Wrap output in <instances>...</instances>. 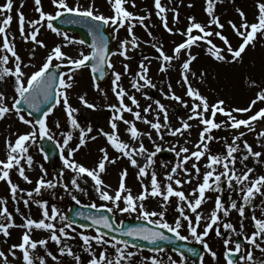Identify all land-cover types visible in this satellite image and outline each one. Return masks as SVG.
I'll return each mask as SVG.
<instances>
[{
	"label": "snow or ice",
	"instance_id": "obj_1",
	"mask_svg": "<svg viewBox=\"0 0 264 264\" xmlns=\"http://www.w3.org/2000/svg\"><path fill=\"white\" fill-rule=\"evenodd\" d=\"M109 2L112 3L114 9V15L111 16L98 14L94 3L88 6H82L79 3H70L69 0H51V4L56 9L55 13L52 14L43 10L42 0H34L35 11L39 14L38 19L27 20L23 11L20 10L24 4V0H21L17 15L20 36L25 42L31 41L36 45L45 47L43 41L38 39V35L43 23L46 22L48 29L57 35L63 36L64 46L74 43L84 45V40L76 41L67 33H61L54 26L53 21L58 18H63L64 14H69L70 17H74L64 21L66 23L83 22L87 24L88 33L92 37L91 44L88 45L90 49L88 53L80 51L78 58H73L62 51L61 44H57L50 50L46 59L38 68L31 63H24L16 51L15 38H10L7 34L6 29L10 27L13 20L11 12L14 0H6L3 5H0V15L3 16L2 20H0V36L3 37V42L0 44V53H3L0 54V81L4 80L6 76L14 77L13 87L15 93L12 97L13 102L9 105L7 103L8 97L3 92H0V119H4L7 114L11 113L24 125L30 126V130L19 134L14 143H7L8 151L6 159L0 160V181H6L8 183L11 198L14 201L22 199L25 207H28L30 203H36L41 209L42 216V218L37 220L21 213L20 209L17 208L16 212L20 213L23 217V223L16 225L13 214L6 206L7 201L0 198V217L3 218L0 221V233L5 237H9V230L12 227L25 229L22 233L21 242L13 244L9 251L15 256L16 253L14 250L19 249L22 253L23 264H34L37 246L45 247L50 239L59 246L60 254L63 255L66 253L69 256H73L75 264H82L81 257L74 254L72 248L66 243L67 240H73L78 235L82 241L83 250L89 253L91 257L87 264H129L131 258L136 255L135 252L128 250L130 243L134 248L140 247L132 243L134 240L147 241L148 244L156 246L150 249L151 251L160 252L162 249L158 246V241H169L173 238L179 241H186L191 238L194 242L201 244L203 251L209 253L212 259L216 260L218 264V253L211 248L205 239L209 236L210 230L216 226L215 235L223 241V257L226 264H241V262L242 264H264V260L254 262L253 251L249 249L244 252L242 244L232 239L233 234L242 236L249 245L264 253V247H262L264 245V219L257 218L254 214L252 215L255 230L250 235L245 234L243 219L241 220L239 231L226 219L233 210L237 211L241 218H245L246 209L254 207L253 201L257 194L264 195V175L253 177L251 174L254 173L255 169L244 164L249 157L256 158L258 163H264V153L255 151L247 140H243L242 148L245 152L240 155L239 163L244 165V167L239 171L236 168L237 155H235L241 151V144L238 142H241L242 137L246 134L243 131H239L241 126L247 128L248 131H254V122L264 120V108L259 109L247 119L238 118L233 114L247 113L251 111L252 106L257 101L264 102V89L257 92L255 99L251 101L247 108L226 110L223 107L225 103L223 100H218L216 103L210 105L207 97L202 95L198 89L193 88L189 79V74L196 76V73L192 72L190 68L191 63L196 59V56L191 52V48L199 41H203L208 45L209 54L217 61H225L227 58L223 54L224 50L217 46L211 39L213 36L218 37L227 46L226 50L231 54L232 61L241 58L246 48L257 39V34L264 33V2L258 4L256 22L249 23L245 17V13L241 9H237L241 17V23L239 25L232 20L228 21L232 29L242 39V42L237 48H233L229 39L223 35L222 31L211 30L212 25H215L221 30L224 27L220 22L219 16L215 14V4L218 0H206L205 11L210 17L207 25L196 22L193 16L188 17L189 23L187 29L181 32V35L185 36L186 39L174 47L173 55H168L163 50V45L159 43L151 44V47L159 54L156 58L161 61L159 68L161 72L167 71L168 66L173 60L180 59L182 52L186 54V58L180 65L181 80L178 83H181L182 86H187L186 95L193 100L191 107H189L187 101L183 100L181 96L173 91L171 84L167 86V93H163V89H161V92L169 99H173L185 108H189L191 114L187 119L181 118L180 126L178 127H173L170 124L168 110L160 100L153 101L155 108H153V104H148L141 109L140 102L136 96L129 94L121 85L122 76L130 74V66L125 63L123 64V73L116 71L111 57L119 55L124 57L125 60L130 59L128 56L129 47L135 49L139 46L138 37L133 32L136 26L135 22H138L147 29L144 21L149 17L136 16L134 13L126 10L122 6L126 3V0H114V3L112 0H109ZM132 3L133 7H135V0H132ZM191 6L190 4L189 7ZM154 7L157 10L156 16L160 18L163 27L169 33H173L174 30L172 27H169L166 16V12L169 9L162 4L161 0H154ZM170 10L174 13L173 21L178 22V11L175 8ZM25 25H27V30ZM113 25L117 26L113 29L114 33H118L120 27L127 25L128 35L131 39L121 40L118 35L111 36V39L117 42V49L116 51L110 52L108 45L109 37L105 35L102 26L112 27ZM194 30H198L199 34L194 35ZM149 35H151L150 31ZM7 53H10L11 57L14 58V69L6 66L10 60ZM32 55H34V50ZM149 63L150 58L145 56L139 63V70L131 80V87L137 92H141L144 88H156V84L153 83L149 76ZM62 65L67 66V72L63 70L56 71L57 69H61ZM85 67L90 68L91 73L98 74L100 79L104 78L106 72H111V91L114 93L118 103L107 105L112 110V116L109 120L111 131H106L101 128L99 129V134L106 137L108 144L120 156L126 157L132 167L138 169V178L149 175V168L154 164L153 158L157 153L162 151V148L160 144L156 143L152 132L141 131L137 128L135 121H142L148 125L154 130L156 137L160 141L165 139V131L173 137L183 135L185 131L192 127L189 121L193 119H198L200 125H203L202 130L199 132V140L194 144V150L187 146H179L178 150L176 145L170 147L169 150L175 152L177 163L171 167L170 171L164 174L166 183L161 182L158 179L156 171L152 170L150 173V188L142 183V191L137 195H133L131 190L126 187L125 178L127 176V169H124L120 173L118 189L110 192V186L105 184L100 174L105 172L106 162L116 163V159L119 157L110 159L107 149L101 148L102 158L99 160L98 165L92 169L78 163L74 159V154L86 143L87 135L93 131L90 125L86 128L81 127L74 115L78 109L70 104L68 95V90L72 89L75 83V72ZM27 68H34L35 70L28 73L24 71ZM201 76H203V73H201ZM96 80L97 76L93 75L94 87L98 91L103 92L104 90L100 88ZM145 97L151 99L146 93ZM79 99L86 107L90 109L95 108V105L88 102L84 95H80ZM126 99L131 102V106L126 103ZM21 104L25 105L26 109H22L20 107ZM41 105H47L46 109L42 110ZM60 105H62L64 112L67 114V123L72 129L79 130V142L75 147L70 145V141L73 139L72 132H61V143L60 141H55V134L48 126L47 118ZM26 110L30 111H27V114H25ZM125 112L130 113L133 120L126 119L123 115ZM152 112H155V118L150 120L148 119V114ZM218 112L227 117V119L216 122L215 117ZM33 113H41V115L38 118H33ZM121 122L126 126L124 129L125 133L129 135L131 141L137 142V145H131L121 138L119 129ZM55 126L57 129L61 128L59 120L55 121ZM222 127L234 130L235 134L232 136L231 143L225 141L226 153L211 154L209 144L214 139H217L211 133L214 129H220ZM143 137H147L152 141L154 150L150 151L145 146ZM38 138L40 140L47 139L48 141H55V147L59 149V158L62 161L63 168L58 178L46 179L48 175L47 171L41 165L40 170L42 175L35 181V187L32 190H25L20 188L18 184L12 182L10 179V171L15 168L18 171V175L25 182L29 184L33 183L29 175L26 174L22 162H25L28 168L33 166V156L29 154L28 142L36 143ZM90 138L93 140L96 139L95 136ZM261 138H264V130H261L257 135L258 140ZM188 142V140H185V145ZM40 150L43 151L42 148ZM140 156L145 158L143 165L137 159ZM204 157H206V162L202 172L200 161ZM45 159H48L47 154H45ZM193 159L194 162L191 164V169H189L187 164ZM65 169L71 170L74 173L71 177L70 184L64 182ZM193 170L198 183L186 195L185 191L180 190L177 186L190 183L193 178ZM177 173H182L183 175H177ZM87 178H90L93 182L94 191L99 200L105 202L98 205L95 201H92L89 204L83 205L84 208L95 209V213L90 211L75 212L76 217L81 218L83 221H90V223H77L76 220L69 219L66 215L60 213L55 205H52L49 209L48 201L44 200L41 196L43 190H51L59 186L71 197V200L75 201L77 205H81V200L77 197L76 193L79 192L86 196L89 195L86 189L81 187L79 182L81 180L87 182ZM225 184L233 192H239L242 202L238 203L236 199H230V203L226 206L221 197L217 195L214 201V207L209 213L198 211L206 199H211L210 197H206V192L213 191L219 193L223 190ZM18 193H25L27 198L23 196L18 197ZM34 196H40L41 199L34 200ZM150 197L161 198L159 210H148L144 202ZM172 197L177 199V203L173 205L177 214L170 222L167 219V211L171 204L170 198ZM101 209H105L108 213H111V219L108 215L102 214ZM116 213H127L129 215L136 213V219L146 221L147 224H140L134 227H122V221L120 223L116 222ZM262 216H264V212H262ZM57 220L59 221V226L56 223ZM220 225H222L224 231L221 230ZM201 227L202 231L200 230ZM77 228L85 230L92 229L95 234H86L84 231L77 232ZM101 228L108 231H101ZM33 229L45 230L50 235L47 239L35 240L31 235ZM165 230L167 233H171L172 236L166 235ZM182 230H186L188 235H183ZM109 232H119L120 236L132 239H118L116 235L109 236ZM94 245L103 249L99 252L98 256ZM109 247L115 250L114 258H110L107 255ZM188 252L197 255L201 260V264H203L204 257L197 249L189 248ZM47 255L51 256L53 260H57V257L51 251ZM0 257H3L5 264H8L4 251H0ZM39 261L40 264H45L43 257H39ZM148 261L151 264H163V261L156 256L143 258V264H148ZM168 264H186V261L183 254H181L179 260L169 256Z\"/></svg>",
	"mask_w": 264,
	"mask_h": 264
},
{
	"label": "rangeland",
	"instance_id": "obj_2",
	"mask_svg": "<svg viewBox=\"0 0 264 264\" xmlns=\"http://www.w3.org/2000/svg\"><path fill=\"white\" fill-rule=\"evenodd\" d=\"M69 0L70 3H79L82 6H88L89 4L94 3L96 6V10L98 14H103L105 16L114 15V9L109 0ZM114 2V1H112ZM146 2H150L145 5ZM162 4L167 9L175 8L179 13L178 22H180L177 26L172 24V15L169 16L167 11V20L169 27L173 28V33H169L166 29L159 28V26H155L153 28H149L151 24L157 25L160 20L159 17L156 16V9L154 7V0H135V7H133L132 0H126V3L131 8L138 10L140 16L149 17L145 21V25H147V29L140 25L138 22L133 29L134 34L138 37L139 46L135 49L129 47L128 56L130 59L125 60L124 57L119 55L112 56L111 60L114 65L116 71L121 73L124 72L123 64L127 63L130 66V74H125L122 76L121 85L127 90L129 94L135 95L136 98L140 102V107L143 109L148 104H153L154 100H160L161 103L165 104L168 115L169 122L173 127L180 126L181 118L187 119V117L191 114L189 108H185L179 102L169 99L163 93L168 92V84L172 85L173 91L182 97L183 100L187 101L189 107L193 103L191 97L186 95L187 86H182L178 81L181 80V69L180 65L183 63V60L186 58V54L182 52L180 59L173 60L172 63L168 66V70L165 72H161L159 70L161 61L156 57L159 55L156 50L151 47L152 43H159L163 45V50L168 55H173V47L174 44L179 42L180 40L183 42L186 37L181 35L182 31H186L188 26V17H195L196 22L207 25L210 17L205 11L206 8V0H161ZM264 2V0H218L215 4V14L219 16L220 22L224 25L223 29H218L215 25L211 26L212 31H222L223 35H225L233 48H237L240 44V39L236 32L229 25L228 21L232 20L234 23L239 25L241 23V17L237 12V9H241L245 13V17L249 23L256 22V17L258 15V4ZM20 3L13 5V9L11 15L13 16V20L9 28L6 29L9 37L15 38V48L17 53L21 56L24 63H31L35 65L37 68L42 65L43 61L46 59L47 54L50 50L57 44H61L62 51L66 54L72 56L73 58H78V53L83 51L84 53H88L89 50L81 46L78 43L70 44L64 46L65 42L63 41L62 35H57L53 33L50 29L47 28L46 22L43 23L41 27L40 33L38 35V39L43 41L45 47H41L39 45L34 44L31 41L25 42L20 36V28H19V19L17 15V10L20 9ZM123 4V5H124ZM192 5L189 7V5ZM0 5H3L2 0H0ZM98 5V6H97ZM122 5V6H123ZM43 10L48 13H55V7L51 4V0L42 1ZM147 6V7H146ZM23 11L25 18L27 20L38 19L39 14L35 11V3L24 2L23 8L20 9ZM138 15V16H139ZM3 16L0 15V20H2ZM151 19L152 22L148 24V21ZM27 26V25H26ZM27 30V27H26ZM149 31L151 35H149ZM177 31V32H176ZM176 32V33H175ZM193 34H199L198 30H194ZM74 40L78 41L76 37L71 34H68ZM113 35H118L121 40L131 39L128 35L127 25L121 28L118 33H113ZM177 35V36H174ZM161 36V37H160ZM215 39V44L223 49V54L226 56L225 61H217L215 60L208 52V45L203 41L197 42L196 45H193L191 48V52L196 56V59L191 63L190 68L192 72L196 73V76H191L189 74L190 83L193 88L198 89L202 95L207 97L208 103H216L218 100H223L225 103L223 107L226 110H230L233 108H247L251 101L255 99L256 94L261 89H264V33H258L257 39L253 44L249 45L245 52L242 53L241 58L236 61H232L231 54L227 52L226 45L219 43L218 37H211L213 40ZM222 41V40H221ZM3 42V37L0 36V44ZM214 42V40H213ZM112 49L116 51L117 42L112 39ZM34 50V55L32 52ZM209 54V55H206ZM3 54V53H0ZM10 57L9 64L7 67L14 69V58L11 57L10 53H7ZM150 58L149 66V76L152 79L153 83L156 84V88H144L141 92L135 91L131 87V80L134 74L139 70L138 66L140 61L145 57ZM55 63V61H54ZM147 63V62H146ZM66 64V62H65ZM35 70L34 68L24 69L25 72L30 73ZM61 70L67 72L68 68L65 65L61 66ZM88 71V70H87ZM85 68H81L75 72V83L72 89L68 90L69 101L70 104L77 108L78 111L75 113V117L80 123L81 127L91 126L93 131L89 133L86 137V143L81 146L79 151L74 154V159L92 169L98 165L99 160L102 158V153L100 152L101 148H106L111 158H117L116 163L106 162L105 172L101 173V178L105 182V184L109 185V191H114L118 187V178L120 177V173L122 170L127 169V173L129 175V182L127 184V188H129L133 195H137L142 191V183L150 188V173L152 170H155L158 174V179L161 182L166 183L164 174L170 171L171 167L177 163V157L174 152V157L171 160H162L157 155L153 158L154 164L149 168V175H146L142 178H138V169L132 167L126 157L120 156V154L114 150L111 145L108 144L106 137L99 134V129L103 128L106 131H111L109 120L112 116V110L107 107V105L112 103H118L114 93L111 91V72L108 71V78L106 83L103 85H99L101 89L104 91H98L91 83L88 73ZM203 73V76H201ZM254 82V83H253ZM14 77L6 76L4 80L0 81V92H3L7 99V103L11 105L12 97L15 95L14 93ZM163 89V93L161 92ZM151 90L155 91V98H152L150 93ZM145 93L151 99H147L145 97ZM84 95L85 99L94 104L95 108L90 109L81 103L79 96ZM126 103L131 106V102L126 99ZM264 106V102L257 101L255 105L252 106L251 111H249L245 115H241L240 113H233L238 118L247 119L250 114L256 111L259 107ZM134 108V106H133ZM153 108L155 105L153 104ZM135 110V108H134ZM124 117L129 120H133V117L130 113H123ZM210 116V113H209ZM223 120H226L227 117L223 116ZM155 118V112L148 114V119L153 120ZM59 120L61 123V128L57 129L55 126V121ZM162 120V114H161ZM48 126L51 128L52 132L55 134V141H60L62 143L61 132H72L73 139L70 141V145L75 147V145L79 142V130L72 129L71 126L67 123V114L64 112L62 105L57 106L52 114L47 118ZM136 126L141 131L152 132V136L155 139L157 144L161 145V148H168L172 145L177 146V150L179 146H187L190 149L194 150V144L199 140V132L202 130L203 125H200L198 119H193L189 121L192 125L190 129L184 132L183 135H177L173 137L169 135L165 131V139L160 141L156 137V133L152 130L148 125L144 124L142 121H135ZM254 131H248L247 128L241 126L239 131L245 132V136L242 137L241 142V151L235 155H237V164L236 168L239 171L244 167L239 163L240 155L244 154L245 150L242 148V141L247 140L250 145H252L255 151H260L264 153V138L257 139V135L261 130H264V120H258L254 122ZM125 125L121 122L119 124L120 136L125 141L131 145H137V142L131 141L128 134L125 133ZM30 130V126L24 125L22 122L18 120V118L14 114H7L4 119H0V160H5L7 155V143H14L19 134H23ZM217 139H214L209 144V150L212 153V148L214 144H218V148H220L221 153H226L225 141L231 143L232 136L235 134L234 130L230 128H226L222 133H211ZM95 136L96 139L93 140L90 137ZM185 140L189 142L185 145ZM38 141L36 143L28 142L29 154L33 156V166L28 168L25 162L23 166L25 167L26 174L29 175L33 183L29 184L25 182L19 175L18 171L14 168L10 171V179L13 183L19 185L20 188L25 190H32L35 187V181L42 175L40 166L43 165L44 169L47 171L46 179H56L58 175H55L53 170L48 166V164L43 160L42 155L39 150ZM53 141V142H55ZM143 142L149 150H154L152 141H150L147 137H143ZM59 150V149H58ZM216 154V153H214ZM85 155V156H84ZM83 157V158H82ZM140 164L143 165L145 163V158L143 156L137 157ZM194 162L189 161L187 167L191 169V164ZM206 162V157L202 158L200 161V167L203 172L204 164ZM248 167H252L255 169L254 173L251 175L253 177L258 175H264V166L255 160L253 157H249L247 161L244 162ZM57 166L60 169V172L63 168L62 161L59 160L57 162ZM123 166V167H122ZM111 167V168H110ZM74 173L71 170H64V182L70 184L71 177ZM177 175H183L182 173H177ZM86 176V174H85ZM119 176V177H118ZM128 177V176H127ZM202 178V173H201ZM81 187L85 188L89 195H84L83 193L77 192V197L81 200L82 204H89L92 201H95L98 205L101 203H105L99 200L96 195L93 187V182L90 178H87V182L85 180L79 181ZM198 183L197 178L195 177V173L193 170V178L190 183L183 184L181 186H177L180 190L185 191L186 195L191 192V190L196 187ZM219 195L222 201L227 206L230 203V199H236L239 202H242L240 194L238 191L233 192L231 189H228L226 184L223 186V190L219 193L208 191L206 192V197H210L211 199H206L205 203L202 204L201 208L198 211H202L204 213H209L210 210L214 207V201L216 196ZM23 196L27 198L25 193H18V197ZM41 196L44 200L48 201L49 209L52 205H55L60 213L65 214L67 209L69 208L72 202L71 197L68 196L62 187H57L51 190H43ZM62 197V198H61ZM0 198L7 201L6 206L9 211L13 214V219L16 225H20L23 223V217L20 213L16 212V209L19 208L21 213L25 215H29L34 219L39 220L42 218L41 209L38 207L36 203H30L28 207H25L22 199H18L14 201L11 198L10 188L6 181H0ZM34 200L41 199L40 196H34ZM159 197L157 198H149L144 203L148 210H159ZM171 204L168 207L167 217L171 222L176 216V210L173 207L177 203V199L175 197L170 198ZM174 202H173V201ZM254 207L246 209L245 218H241L237 211L233 210L230 213V216L226 218L230 221L237 231L240 230L241 220L243 219L245 234L250 235L254 229V221L252 220V215L254 214L257 218L264 219L262 216V212H264V195L257 194L256 198L253 201ZM123 206V204H121ZM136 213L131 215L125 213L120 214L116 213V222L120 223V221L131 218L136 219ZM194 219V216H193ZM3 218L0 217V221ZM59 226V221H56ZM221 230H223L222 225H220ZM215 228L210 230L209 236L205 239L211 246L213 250H215L219 255L218 264H226L223 251L224 245L223 241L220 237L215 235ZM202 231V227L200 229ZM10 236L5 237L2 233H0V251H4L7 256L8 264H23L22 253L19 249H15L16 255L13 256L9 251L13 244H18L21 242V237L23 231L20 227H12L10 230ZM83 231V230H82ZM77 232H80L77 230ZM86 234L94 235L91 231H84ZM183 235H188L186 230H182ZM32 238L35 240L39 239H47L50 235L49 232L41 229H33L32 230ZM75 235V234H73ZM232 239L234 240H243L242 248L243 251L251 249L253 251L254 262L259 260H264V253H261L259 249L253 248L251 245L247 243L246 240L243 239L242 236L232 235ZM193 244H199L194 242L191 238L187 240ZM66 243L72 248L74 254L79 255L81 257L82 264H87L88 260L91 258L89 253L85 252L82 248V241L77 235L73 240H67ZM201 245V244H200ZM202 247V245H201ZM234 247V245H233ZM264 247V245H262ZM94 249L97 253V256L100 251L103 249L95 246ZM129 251L135 252L136 255L131 258L129 264H143L144 257H152L156 256L163 264H168V257L171 256L173 259L179 260V256L176 254H172L170 252H157V253H145L142 251H138L135 249H128ZM203 250V247H202ZM51 251L53 255L57 257V260H53L51 256H48L47 253ZM107 255L110 258L115 257V250L112 248H108ZM204 259L203 264H217L216 260H213L209 253H202ZM39 257H43L45 260V264H75V260L73 256H69L66 253L60 254L59 246L55 244V242L48 240V243L45 247L37 246L35 250L34 256V264H40ZM185 258V257H184ZM186 259V258H185ZM186 261V260H185ZM0 264H5V260L3 257H0ZM148 264H151L148 261ZM186 264H192L190 261H186ZM242 264V262H241Z\"/></svg>",
	"mask_w": 264,
	"mask_h": 264
},
{
	"label": "water",
	"instance_id": "obj_3",
	"mask_svg": "<svg viewBox=\"0 0 264 264\" xmlns=\"http://www.w3.org/2000/svg\"><path fill=\"white\" fill-rule=\"evenodd\" d=\"M70 19L69 17H65L62 19V26H57L59 28H62V29H65V30H68V31H73V32H76L77 34L80 35L81 39L85 41V43L87 45L91 44V41H92V37L89 35L88 33V27H87V24L81 22V23H66L64 21ZM60 19H57L55 20L53 23L55 22H59ZM102 30L105 32L104 30V26H102ZM106 36H108L106 33H105ZM108 45H109V39H108ZM57 71V70H56ZM92 75H96L97 76V80L98 82H102L104 81L105 79V76L103 79H100L98 74H93ZM20 107L22 109H26V106L21 104ZM47 105H41V109L44 110L46 109ZM27 111H30V110H26L25 112L27 113ZM41 115V113H33V118H38L39 116ZM40 147L43 149V155L45 157V154H47L48 156V161L53 164L55 162V160L57 159L58 157V153L56 152V149H55V146L53 144H51L48 140L46 139H43L40 141ZM165 155L167 156H170V153H164ZM76 211H85V212H93L95 213L96 211H93V210H90V209H85V208H81V207H77V206H74L70 212L68 213L67 217L69 219H73V220H76L77 223H90V221H83L81 218L79 217H76L75 216V212ZM102 214H105L104 212ZM101 231H108V230H105V229H102L101 228ZM114 234H119V232H115V233H112V232H109V236L111 235H114ZM118 239H129L131 240L129 237H120V235H116ZM132 243L135 244L134 241H132ZM158 246L159 247H165V246H170L172 249L174 250H179L181 252H184L186 255H189V257L191 256L193 259L196 260V257L197 255H193L192 253H189L188 252V249L189 248H192V247H189L185 244H182L181 246H176L174 244H172V242H169V241H159L157 242ZM138 245L140 247H145V248H149V249H153L154 247H156L155 245H150L148 244V242H145L143 240H139V243ZM197 249V248H195ZM198 252H200L198 249H197Z\"/></svg>",
	"mask_w": 264,
	"mask_h": 264
},
{
	"label": "flooded vegetation",
	"instance_id": "obj_4",
	"mask_svg": "<svg viewBox=\"0 0 264 264\" xmlns=\"http://www.w3.org/2000/svg\"><path fill=\"white\" fill-rule=\"evenodd\" d=\"M42 1H44V0H42Z\"/></svg>",
	"mask_w": 264,
	"mask_h": 264
}]
</instances>
